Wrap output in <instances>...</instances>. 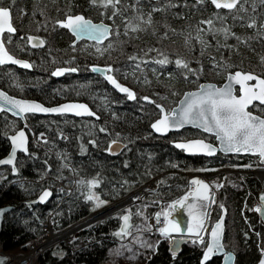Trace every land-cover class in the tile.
I'll list each match as a JSON object with an SVG mask.
<instances>
[{
	"label": "trees",
	"instance_id": "trees-1",
	"mask_svg": "<svg viewBox=\"0 0 264 264\" xmlns=\"http://www.w3.org/2000/svg\"><path fill=\"white\" fill-rule=\"evenodd\" d=\"M10 2L4 0L3 4L10 6ZM241 2L246 11L217 9L210 0H120L115 8H104L99 3L92 5L90 0H18L13 11L23 31L35 30L39 25L47 24L48 18L63 16L68 11H82L94 19L112 24L113 35L106 43L98 45L97 56L82 49V59L90 60V64L111 66V73L118 79L124 76L138 93L134 100L119 94L104 78L90 70L86 72L83 63L77 66L78 73L64 79L49 77L48 71L38 68L40 62L37 60L32 71L19 70L12 75L11 69L3 68L0 83L11 94L32 96L45 103L84 100L96 110L100 119L31 114L23 123L21 119L0 112V158L10 151V134L25 127L30 137L29 152L18 156L17 174L11 167L0 169L5 175L0 179V206H14L5 216L2 250L15 251L39 236L44 220L51 212L54 227L64 229L152 179L158 183L156 198L171 199L185 188L186 172H207L242 164L260 165L256 156L186 155L172 145V138L201 135L196 129H185L168 137H160L151 129V123L159 116L157 105L171 108L186 90L197 88L204 80L221 84L228 72L237 69L264 75L261 59L264 57V3L261 0ZM113 11L118 14L113 16ZM149 15L151 24L144 23ZM138 17H143V20ZM208 20L213 21L212 25L202 23ZM253 20L255 27H248ZM129 25H139L141 30L132 31ZM222 28L230 30L227 38L223 31H219ZM64 41V35L54 34V47L59 48ZM165 57L168 63H157ZM177 59L185 61L188 68L178 67ZM49 60L46 56L41 63H50ZM94 77L97 78V87H94ZM27 85L35 90H25ZM144 97L149 99L145 101ZM262 110L264 108L260 105L253 109L263 115ZM63 134L67 139L61 138ZM43 136H46L45 140ZM203 136L214 141L213 136ZM114 140L126 143L125 149L117 156L110 155L108 151ZM75 179L79 182L74 183ZM247 179L257 197L261 183L253 174H249ZM91 180L99 181L91 191L105 201L99 207L94 200L86 198L88 181ZM46 188L53 191L51 201L45 205L33 202ZM218 202L215 219L221 214V205H226L229 212L230 202L237 208L238 194L228 186L220 187ZM142 206L128 210L133 227L141 220ZM248 207L242 212L240 221L253 231L249 225ZM154 211L155 205L150 204L143 213L151 216ZM260 225L264 236L261 220ZM120 226L121 215L110 217L84 231L69 245L62 243L46 251L40 257V264L107 262L111 259L110 251L115 242L123 237L116 235ZM227 229L226 226L225 241ZM234 237L236 264H261L264 261V257L249 251L242 232L235 231ZM73 248L77 249L74 253ZM202 253V248L186 244L179 255L173 256L168 241L162 239L156 251L144 257L141 264H201ZM207 264H221V258L214 257Z\"/></svg>",
	"mask_w": 264,
	"mask_h": 264
},
{
	"label": "snow or ice",
	"instance_id": "snow-or-ice-1",
	"mask_svg": "<svg viewBox=\"0 0 264 264\" xmlns=\"http://www.w3.org/2000/svg\"><path fill=\"white\" fill-rule=\"evenodd\" d=\"M261 2L264 3V0H261ZM90 3L92 5H97L99 3L104 8H108L109 6L115 8V6L120 3V0H90ZM211 3L215 5L217 9L223 8L229 10L230 12L235 10L246 11L241 0H211ZM117 14V11H113V16ZM138 18L143 20V17ZM233 18L235 19V17ZM220 19H223V17ZM151 22V15H149L148 19L144 21V23L151 24ZM202 23L212 25L213 21H202ZM56 24L62 28L70 30L73 35L77 37V39L87 35L97 42H100L111 34V29L108 26L103 24H93L83 15L66 14L65 18L57 20ZM129 26L132 31L141 30L139 29V25ZM247 26L250 28L255 27V21L253 20ZM262 27H264V25H262ZM15 31L16 29L11 24L10 9L0 6V65L13 63L19 64L24 68H30L31 65L29 63L14 59L5 47L3 40L4 33L7 32L11 34L15 33ZM219 31H223L225 33V38H227L230 33L228 28H222ZM127 34L128 31L126 28L125 35ZM236 39L239 40V37H236ZM28 41L32 44V47H40L44 44V41L40 40L38 37L29 36ZM33 41L36 42L33 43ZM109 47H111V44ZM97 51H99V49H97ZM129 59L134 60L136 57H129ZM261 59L262 63H264V57ZM157 63L164 65L168 63V59L165 57L164 59L157 61ZM175 63L178 67L188 68V64L181 59H177ZM66 71L75 72L77 69H57L52 73V75H63ZM92 71L111 73L112 68L111 66H108L105 69L93 67ZM105 78L112 85H114L115 88L119 89V91L127 93L129 99L135 98V94L128 88L122 87L112 75H106ZM253 81L255 83H252ZM234 85L239 86L238 93L234 88ZM144 99L148 100L149 98L144 97ZM0 101L10 104L13 108L18 109V112L16 113L17 115L28 112H68L73 109H79L75 112L76 115H94V113H92L86 105H64L59 108L49 109L40 104L14 100L3 92H0ZM256 102H258V105H264V75H258L253 72L244 73L236 71L235 73L229 74L228 83H226L223 87H216L211 84L207 86L201 85L198 92L185 94V99L181 101L182 107L179 110L178 116L176 115V110H173L171 113H166L163 107L157 105L161 111V118L151 126L155 131L164 133L167 132L169 128H176L182 126L183 124L191 123L196 127L203 128L205 132L214 133L216 139L220 142V147L223 151L253 153L258 154L262 159H264V115H257L252 111H249L250 107H258ZM2 110L3 109L0 108V111ZM173 117H175V119H173ZM101 131H104V129L102 128ZM24 136V132H19L18 136L12 137L13 143L16 144L19 139L21 143L18 146L22 147ZM112 144H117V141H112ZM176 147L193 153L203 152L207 155H213L217 150L212 145L205 143L204 140H193L188 143H179ZM111 150L110 145L109 151ZM14 157L15 149L13 150L12 156L8 160L0 161V164H12ZM81 183L84 182L81 181ZM98 184V180L88 181L89 194L86 197L89 201L94 200L97 207L105 203V201L101 200L91 191V189L97 187ZM191 184L196 186L195 190L189 191L181 199L175 201L174 204L169 207L175 208L176 206H179L183 208L187 205L189 208V215L192 218L187 227V231L189 234L200 238V243H203L204 241L203 238L200 237V233L204 230V220L207 216L205 209L209 205L201 203L197 209L196 205L189 203V201L190 199L209 201V185L199 179L192 180ZM49 195L50 193L45 191L40 197V200L44 201ZM261 200L264 201V196L261 197ZM211 202H215L214 198ZM221 207L223 206L221 205ZM256 210L261 211L259 208ZM161 215H163L165 223L164 227H161L158 230L162 235L170 236L173 232L181 231L180 223L174 219H169V211L156 213L157 223H160ZM122 219L124 221V226L121 228L119 233H116V235H130V233L127 232L130 215H124ZM143 230L150 231L151 226H148ZM222 233L223 228L221 219V221L217 222L211 229V241L206 245L204 261H207L213 253L223 250L224 246L221 243ZM136 242L141 243V246L144 248L155 247L148 241L141 242L139 238H136ZM128 250L131 251L130 248ZM116 253L121 254L119 249L116 250ZM132 258L134 259L135 257L133 256ZM0 264H3L2 260H0ZM261 264H264V261H261Z\"/></svg>",
	"mask_w": 264,
	"mask_h": 264
},
{
	"label": "water",
	"instance_id": "water-1",
	"mask_svg": "<svg viewBox=\"0 0 264 264\" xmlns=\"http://www.w3.org/2000/svg\"><path fill=\"white\" fill-rule=\"evenodd\" d=\"M221 9H223V8H221ZM10 12H11V10H10ZM78 15H83V14H78ZM83 16L86 18L85 15H83ZM86 19L87 20H90L93 24H96V25L103 24V25L108 26L111 29V34L106 39H103L100 42H98L99 44H103V43L107 42L112 37V35H113V25L112 24H110V23H108V22H106L104 20L94 21V20H92L90 18H86ZM11 24L13 25V23H12V14H11ZM31 37H37V36L32 35ZM82 39H88V40L96 41V40L92 39L90 36L85 35V36H82L79 39H77V37H76L74 43H77L78 41H80ZM35 42L36 41H33V43H35ZM44 46H45V43L43 44V46H40V47H44ZM5 47H6V44H5ZM6 49H7V47H6ZM7 51L9 52L10 55L13 56L14 59H17V60H20V61L29 63L31 65V67L30 68H26V69H29V70L32 69V64H31V62L29 60H26L24 58H20V57H17L15 55H13L8 49H7ZM5 64H13V63H5ZM5 64H3V65H5ZM13 65H16L18 67L24 68V67H22L19 64H13ZM93 67H97V68H100V69L107 68L106 66H103V65H94V66H92V69H93ZM60 69H69V68H60ZM236 71H240V72H244V73L253 72V71H244V70H241V69H237L235 71H230V72L227 73L225 81L223 83H221V84H219V83H217L215 81L204 80V81H202L199 84V86L197 88L190 89V90H186L183 93V95L180 97V99L178 100V103L169 112L166 110V108L164 106H162V105H160V106L163 107V109L165 110L166 113H171V112H173V110H176V115L178 116L179 115V110L182 107L181 101H183L185 99V94L192 93V92H198L201 85L207 86V85L211 84V85H215L216 87H223L226 83H228V76H229V74L230 73H235ZM69 72H71V71H66L64 73H69ZM92 72L95 73V74L101 75L102 77H104V79L106 80V82L114 90H116L119 94H121V95H128L127 93H124V92L119 91V89L115 88L114 85H112L105 78L106 75H112L116 79V81L122 87H126L131 92H133L135 94V98H136V96H137L136 91L132 87H130V86H128V85L123 84L122 82H120V80L115 75H113L112 73L94 72V71H92ZM253 73L258 74L256 72H253ZM258 75H260V74H258ZM252 83H255V82L253 81ZM234 88L236 89V91L238 93L239 86L238 85H234ZM0 92L5 93L8 97H10V98H12L14 100H22V101H26V102H29V103L40 104L43 107L49 108V109H51V108H59V107H62L64 105L82 104V105H86L87 108L92 113H94V115H86V114L85 115H76L75 112L78 111L79 109H73L72 111H68V112H47V113H44V112H28V113H20V114L17 115L16 113L18 112V109L13 108L12 105H10V104H7V103H5L3 101H0V108L3 109L0 112H5V113H8L9 115H11L12 117L21 119L23 121V123H26V116L28 114H37V115H63V114H66V115H73V116H78V117L91 116V117H94V118H99V115L90 107V105L88 103H86V102H83V101L81 102V101H77V100H68V101H64V102H61V103L56 104V105L49 106V105H46L45 103H43L42 101H39L37 99L24 98V97H20V96H16V95L10 94L9 92H7L6 90H4L3 88H0ZM256 103L258 104V102H256ZM262 106H264V105H262ZM249 111H252L254 114L261 115L259 113L254 112L252 110V107L249 108ZM160 118H161V115L153 123H155ZM173 119H175V117H173ZM151 128H152V126H151ZM185 128H195V129H198L199 131H201L202 133H204L206 135H211V136H214L215 137L214 133L205 132L203 130V128L196 127V126H194L191 123H186V124H183L182 126L176 127V128H169V130L167 132H164V133L157 132L153 128H152V130H153V132L156 135H158V136H164L165 137L168 134H170L171 132L182 131ZM21 131L24 132V134H25L24 140H23V146L22 147L18 146L21 143L19 139L17 140L16 144H14L13 141H12V137L13 136H18V133L21 132ZM9 140H10V145H11L10 151L5 156L1 157L0 158V161L8 160L12 156V153H13V150L14 149H15V157L13 159V163L12 164H0V169L3 168V167L10 166L12 168L14 174H17V172H18V168H17L18 156H19L20 153L27 154L29 152L30 137H29V134H28V131L26 130V128L22 127L20 129H18L16 132L10 134L9 135ZM193 140H204L205 143H208V144L212 145L217 150H216V152L213 155H207L206 153H203V152L193 153V152H189V151H186L184 149H181V148H178V149L179 150H183L186 155H201V156H205V157H215L219 153L224 154V155H251V156H257V157H259L260 164L263 165V167H264V159H262L258 154L246 153V152H239V153H237V152H227V151L221 150L220 142L216 139V137H215L216 142L209 141V140H207L204 137H193V138H189V139L174 141L173 142V145L176 147V145L179 144V143H188V142L193 141ZM110 145H111V149L112 150L109 151V153L112 156L119 155L124 150V148L126 147V143L123 142V141H121V140H117V144H112L111 143ZM45 191L49 192L50 195L48 197H46L44 201H41L40 200V197L43 195V193ZM262 196H264V180H261V189H260V191L258 193V196H257V198H258V205H259L258 208L261 209V211H257V214H258V216L260 217L261 221L264 224V201L261 200V197ZM52 198H53V191H52V189L51 188H46L45 190H43L41 192V194L36 199H34L33 202H36V203H40L42 205H45V204L49 203ZM13 208H14L13 205L0 206V249H1V246H2L1 234H2V230H3V224H4L5 216ZM184 209H185V207L181 208L179 206H176L177 213H175L170 219H174V220L177 221L178 218H180V217L182 218V215H185ZM124 215H130V219L128 221V225L129 226L127 228V232H128L131 229V227L133 226L132 216H131L130 213H127V212L124 213L121 216L120 231H121V228L124 226V221L122 219V217ZM227 215H228V208H227L226 205H223L222 212H221L220 216L215 220V222L213 224V227H214L215 224L217 222H220L221 219H222L223 233H222V237H221V243L224 246L223 247V250L213 253L207 261H204V252L206 251V247H205V249L203 250L201 259H200L201 264H207V263H209L214 257H220L221 258V264H236V261H237V254H236V252L234 250H232V249L227 248L226 245H225V231H226ZM210 241H211V232H210V235H209L208 243ZM186 242H187V238H184V237H174V238H172V240L169 242V251H170V253H172L174 256H177L178 254H180L182 252L183 247H184V244ZM229 257H230V259H229ZM7 259H8V256L0 254V260L3 261V264L6 262Z\"/></svg>",
	"mask_w": 264,
	"mask_h": 264
},
{
	"label": "rangeland",
	"instance_id": "rangeland-1",
	"mask_svg": "<svg viewBox=\"0 0 264 264\" xmlns=\"http://www.w3.org/2000/svg\"><path fill=\"white\" fill-rule=\"evenodd\" d=\"M97 52H95L94 56H97ZM49 62L53 63V60H49ZM246 71H248V70H246ZM123 75H126V73ZM121 77L122 78L119 79L120 82H122L123 84H126L128 86L131 85L128 80L124 79L125 78L124 76H121ZM136 93H138V92L136 91ZM254 108L255 107H252V110ZM43 137H44V139L46 138V136H43ZM69 165H71V164H69ZM69 167L73 168L72 165ZM258 168H263V166L262 165H256V164H251V165L242 164L239 166L218 168V169L212 170V171L209 170L207 172L192 171L191 175L199 176L202 180H203V175H205V174L211 175V176H209V180L212 183L211 192H214L215 194L216 193L218 194L220 187H225V186H228L231 191L237 192L238 198H239V205L237 206V208H234L231 205L232 203L230 202V212L228 210L229 214L227 215V223H226V226L228 229H227V239L225 241V245L227 247L229 246L230 249L234 250L237 253V251L235 249H233V247L235 245L233 246L232 240L234 237V232L240 231L243 233V237H245V239L247 240L249 251L252 252L255 256L261 255L262 257H264V253H263V251H264V239H263L264 236H262V233H261L260 228H259L261 225H260V220L258 218V214H257V210H256L259 207L258 200H257V197L255 195V192L252 190L250 183L247 179V176L249 174H253L254 177H256L257 180L261 183V179H259V177L254 172V170L258 169ZM3 171L0 172V179H2L5 176ZM186 174L188 175V178H189V174L188 173H186ZM204 180H206V179H204ZM77 181L78 180L75 179L74 183H76ZM71 189H72V186H71ZM157 192H158V190L156 191V193L152 197H149L147 199H144L142 201L135 203L129 209H131L134 206H138L141 204V205H143L142 207H143V212H144L148 209V206H150V204H154L156 207L155 211L158 210L159 212H161V211L165 210L166 202L164 201V199L158 200V198H156ZM217 194H216L217 197L215 199V202L212 205H210V208L213 209V214H212L211 224L208 228L206 241L204 239H203V241H204L203 243H200V240H197L195 242L190 241L188 243L189 245H195V246H198L200 248L205 247V245L207 243V239L209 238L211 229L213 227L214 221L216 220L214 212L216 210V206H218V203H219ZM210 195H212V194H210ZM142 207L140 209H142ZM245 207L249 208V215H250V219H251L250 220L251 222L249 223V225H251L253 227V231L255 233L253 231L248 230V228H249L248 224L240 221V216H241L242 212L245 210ZM129 209H127L126 211H128ZM122 212H118L117 214L112 215V216L120 215ZM143 212L141 211V213H140L141 220L137 223L136 226H134L132 229H130V231H129L130 235H127L126 239H122L124 241L126 240L125 242H127V244L121 243L122 240H120V242H115L113 248L110 251L111 259L109 260V262L111 264H115V263H118V264H141L142 259L144 257L147 258V257L151 256L156 251V246L160 242V240L166 239L168 242L171 240L170 236L162 235L159 232L158 228H157L158 231L154 230L151 226V223H150V217L151 216H147ZM169 213L171 215L170 210H169ZM170 215H169V217H170ZM191 219L192 218L189 217V214H185L183 216V218L181 219V221L185 225H189ZM148 226H151L152 231L143 230V229L147 228ZM88 230H90V229H88ZM136 238H139V240L141 242L142 241H148L149 243L153 244L155 247L154 248H144L141 246V243L136 242ZM129 248L131 249V251L128 250ZM117 249L120 250L121 254L116 253ZM133 256L135 257L134 259L132 258Z\"/></svg>",
	"mask_w": 264,
	"mask_h": 264
},
{
	"label": "flooded vegetation",
	"instance_id": "flooded-vegetation-1",
	"mask_svg": "<svg viewBox=\"0 0 264 264\" xmlns=\"http://www.w3.org/2000/svg\"><path fill=\"white\" fill-rule=\"evenodd\" d=\"M3 1L4 0L0 1V6L9 8L11 10L13 27L16 29L15 33L9 34V33L5 32L4 35H3V40H4L5 44H6L7 49L13 55H15L17 57H20V58H24L26 60H29L31 62V64H32V69L29 70V69H26V68H21V67H18L16 65H13V64L0 65V81L3 80V75H4V73L2 71L3 68L11 69L12 75H15L16 72L18 73L19 70L32 71L34 69V61H36V60L40 62L39 65H38V68L40 70H42V71H48L49 77H52V78L64 79L65 76H67V75H70V74H73V73H78L79 72V67H77V66L80 65L79 63H83L84 64L83 67L86 68V70H87L86 72H89V70L92 72V66H94L96 64H90V60L82 59V56H81V54L83 52L82 49H84L86 52L91 51L93 53V55H94L95 52H97L98 45H103V44H99L96 41H92V40H88V39H82V40L78 41L77 43H74L76 37L72 34V32L70 30L66 29V28L60 27L58 24H56V21L64 19L66 14H71V15L83 14V15L86 16V18H90V19H92L94 21H99V20L94 19L93 17H91L90 15H88V14L82 12V11H75V12L68 11V12H65V14L63 16H59V17H55V18H48L49 21L47 22V24L39 25V28H37L35 30L23 31V30H20L19 25H18V20L19 19L17 20V15L15 14V11H13V8L15 6H17V4H18V0H7L9 2L11 1L9 3L10 6L9 5H4ZM56 33H60V34L64 35V38H65V41L61 43V46L59 48L58 47H54V43H53V37H54V34H56ZM32 35L37 36L38 38L43 40L44 43H45V46L44 47H32V45L28 41V37L32 36ZM20 50H21V52H20ZM46 56L49 59L53 60V63H47V62L46 63H41V61L44 60V58ZM62 62H66V63L62 65ZM60 68H76L77 71L64 73L63 75H59V76L52 75V73L54 71H56L57 69H60ZM99 76H101V75H99ZM94 78H96V77H94ZM102 78H104V77H102ZM96 82H97V78L95 79L94 87H97L96 86ZM0 88L4 89V87H2V85H1V83H0ZM4 90H6V89H4ZM25 90L34 91L35 89L32 86L27 85V87H25ZM7 92H9V91H7ZM24 98L36 99V98H34L32 96H30V97L27 96V97H24ZM37 100H39V99H37ZM68 100H77V101H81V102L82 101L86 102L84 100H79V99L56 100V102H50V103L49 102L45 103L43 101L42 102L45 103L46 105L52 106V105H56V104H59V103L64 102V101H68ZM39 101H41V100H39ZM86 103H88V102H86ZM177 103H178V101H177ZM159 105H162V104H159ZM174 106H172L169 109L166 108L165 106L164 107L169 112ZM260 106H262V105H260ZM90 107L93 109V107L91 105H90ZM262 107L264 108V106H262ZM94 111L96 112V110H94ZM28 115H31V114H28ZM34 115H37V114H34ZM63 115H66V114H63ZM160 115H161V111H160V108H159V116ZM40 116H59V115H40ZM67 116H72V117H76V118H93L95 120H99L100 119V115H99V118H94V117H91V116H86V117H78V116H73V115H67ZM152 123H151V125H152ZM185 129H190V128H185ZM192 129H195V128H192ZM184 130H182V131H184ZM196 130H198V129H196ZM182 131L171 132L170 134H168L165 137H168L169 135H172L174 133H180ZM199 132L202 133L201 131H199ZM203 134L204 133H202L201 136H200V134H198L197 136L194 135V136L175 137V138L171 139V143L173 145V142L177 141V140H184V139H189V138H193V137H204ZM160 137H164V136H160ZM213 142H216L215 138H214Z\"/></svg>",
	"mask_w": 264,
	"mask_h": 264
},
{
	"label": "built area",
	"instance_id": "built-area-1",
	"mask_svg": "<svg viewBox=\"0 0 264 264\" xmlns=\"http://www.w3.org/2000/svg\"><path fill=\"white\" fill-rule=\"evenodd\" d=\"M63 138L65 139L66 137L63 136ZM210 176V175H209ZM194 179H199L201 181H203L199 176H193L191 174H189V178H188V183L187 186L185 187L184 191L177 195L176 197L170 199V200H164L166 202V206H165V210L161 211L160 213L164 212V211H169L172 210V208H170L169 206L174 204L175 201L181 199L185 194H187L189 191H194L196 186L191 184V181ZM203 179L209 180L208 175H203ZM210 181V180H209ZM209 185V197L210 200L209 201H199L197 199H190L189 203H192L194 205H196L197 209L199 208L201 203H205L207 202V204L209 205V210H210V205H211V200H212V195L214 196V192H211V187H212V183H208ZM157 189V183L155 182V180H152L146 184H144L143 186L137 188L134 192H132L130 195L128 196H124L122 198H120L118 201H115L113 203L108 204L105 208H103V210L99 211V212H95L92 213L90 215H87L81 219H79L78 221L74 222L73 224H71L70 226H68L65 229H56L53 225V213L49 214L44 222L43 225V231L42 233L28 241L23 247L12 251L10 253L7 252H3L4 254H7L9 256L7 262L5 264H40V257L49 249L57 247L58 245L62 244V243H66V244H70L72 240H74L78 235H80L82 232H84L85 230L95 226L97 223H99L100 221L108 218L111 215H108L96 222L90 223V224H86L87 220L91 219L92 217H95L97 215H102L104 213H106L107 211H109L111 209V207H114V205L120 202H126L128 199L130 200L131 198L140 195L142 192H147L149 191L148 194L142 195L140 196L137 200L133 201L130 204L125 205L124 207H122L121 209H119L117 212L124 210L128 207H130L132 204H135L139 201H142L144 199H147L149 197H152ZM212 194V195H210ZM186 211L189 214V208L186 206ZM205 211H207L205 209ZM116 212V213H117ZM159 211L157 210L156 213H158ZM115 214V213H114ZM189 217H191L189 215ZM191 221V220H190ZM207 221V220H206ZM86 222V223H85ZM150 223L151 226L154 230H156L157 228H161L164 227V217L163 215H161L160 217V223H157L156 220V216H153L150 218ZM187 227L188 225H186L184 231H185V235H187L192 241H197L200 240V238L191 235L188 233L187 231ZM152 231V230H150ZM200 237H202L204 240L206 239V223L204 225V230L201 231L200 233ZM77 249L73 248V253L76 252ZM73 255H70L69 258H72ZM100 264H110L108 262H103Z\"/></svg>",
	"mask_w": 264,
	"mask_h": 264
},
{
	"label": "bare ground",
	"instance_id": "bare-ground-1",
	"mask_svg": "<svg viewBox=\"0 0 264 264\" xmlns=\"http://www.w3.org/2000/svg\"><path fill=\"white\" fill-rule=\"evenodd\" d=\"M52 34V33H51ZM254 172L256 173V175L259 177V179H261V180H264V168H258V169H255L254 170ZM203 182L204 183H206V184H208V183H210V181L209 180H204L203 179ZM149 193V191H147V192H142L140 195L142 196V195H145V194H148ZM217 194V193H216ZM140 195H138V196H135V197H133V198H131L130 200L128 199L126 202H120V203H116L115 205H114V207H111V209L109 210V211H107L106 213H104V214H102V215H97V216H95V217H92L91 219H89V220H87L85 223L86 224H90V223H93V222H96V221H98V220H100V219H102V218H104V217H106V216H108V215H111V214H114V213H116L119 209H121L122 207H124L125 205H127V204H130V203H132L133 201H135V200H137V198L138 197H140ZM215 201V200H214ZM204 204H207V202H205ZM209 208V206L206 208V212H207V216H206V218H205V220H204V225H205V223H207V222H209V220H210V215L211 214H213V209L212 208H210V210L208 209ZM207 220V221H206ZM181 227V231L180 232H173V233H171V235H170V237L171 238H173V237H183L182 236V234H184V227L183 226H180ZM209 228V225H207V229ZM263 253H264V251H263Z\"/></svg>",
	"mask_w": 264,
	"mask_h": 264
}]
</instances>
